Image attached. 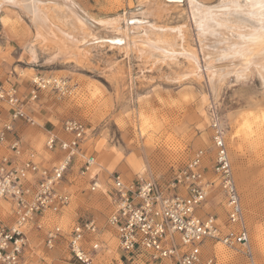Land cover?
<instances>
[{"label": "rangeland", "instance_id": "rangeland-1", "mask_svg": "<svg viewBox=\"0 0 264 264\" xmlns=\"http://www.w3.org/2000/svg\"><path fill=\"white\" fill-rule=\"evenodd\" d=\"M71 1L92 23L108 22V32L115 31V27L128 29L131 40L141 36L146 27L158 30L166 40H175L196 52L200 70L199 77L186 74L187 77L184 73L190 71L189 64L182 57L177 62L144 59L126 48V36L112 44L89 40L80 51L78 41L83 32L57 4H39L51 29L49 33L38 27L27 12L8 5L0 7V85L14 84L27 91L35 75L66 81L68 95L43 92L38 99L46 100L56 128L67 119L85 123L88 130L82 148L102 166L95 176L101 187L94 192L89 190L92 171L80 177L78 165L70 167L63 187L71 195L70 204L55 218L47 217L45 227L58 224L68 232L77 218L93 217L102 245L92 252L93 264H148L144 257L121 253L106 224L111 211L109 177L119 173L127 181L138 176L159 183L167 180L197 150L212 155L210 120L217 117L224 126L253 261L239 250L212 243L203 248L204 259L214 255L212 264H264V87L256 71L251 68L247 77L239 81L227 78L215 94L211 92L187 0ZM195 1L205 8H215L227 0ZM62 32L73 35L75 41L65 39ZM49 59L52 61L46 63ZM180 74L186 78H180ZM62 135L65 137L63 132ZM204 167L207 179L215 180L209 160ZM207 199L217 205L215 214L223 222L224 200L217 182ZM30 230L27 236L34 264H77L70 258L64 238L47 250L46 231L34 227ZM85 247L91 251L88 241Z\"/></svg>", "mask_w": 264, "mask_h": 264}, {"label": "built area", "instance_id": "built-area-1", "mask_svg": "<svg viewBox=\"0 0 264 264\" xmlns=\"http://www.w3.org/2000/svg\"><path fill=\"white\" fill-rule=\"evenodd\" d=\"M69 90L63 79L41 75L31 79L27 99L15 85H0V104L11 108L7 118L0 115V150L5 151L0 156V264H30L26 257L30 248L27 230L31 227L37 231L47 229V217L55 218L67 209L71 195L63 187L73 164L78 165L80 177L87 176L95 164V156L82 148L88 130L82 121H63L64 138L50 132L46 134L45 149L62 153L61 160L51 168L41 167L26 158L22 141L13 135L17 122L37 126L34 117L24 108L26 102L37 101L43 92L65 96ZM210 130L212 155L206 156L203 150H197L163 182L139 176L127 182L118 173L110 175L111 211L106 224L114 233L121 253L144 257L148 264H212L215 256L204 259L203 255V248L212 243L239 250L253 261L224 126L217 117L210 120ZM208 160L215 177L212 181L204 171ZM216 182L224 198V224L214 214H199ZM99 185L92 179L89 190L97 191ZM4 208L9 212L3 211ZM45 231V249H53L64 238L70 258L77 264H93L92 252L102 246L93 217L77 218L68 232L58 224ZM87 241L92 242L91 251L85 248Z\"/></svg>", "mask_w": 264, "mask_h": 264}, {"label": "bare ground", "instance_id": "bare-ground-1", "mask_svg": "<svg viewBox=\"0 0 264 264\" xmlns=\"http://www.w3.org/2000/svg\"><path fill=\"white\" fill-rule=\"evenodd\" d=\"M187 1L192 21L198 32L201 55L205 61V66L202 69L206 71L211 92L215 94L218 87L227 78L232 77L236 81L245 79L251 68L256 71L264 87V0H227L220 2L215 8H205L195 0ZM43 3L62 6L75 24L79 26L83 32H80L82 39L80 42L78 41L80 51H83L88 45L89 40L92 42L104 40L108 44H112L120 43L122 36H126L128 38L126 48L129 47L132 52L143 55L144 59L148 58L155 62L156 60L177 62L178 58L182 57L189 64L188 68L190 69L184 75L197 76L199 73L200 65L197 53L191 49L183 48L175 40H166L158 30L146 27V30H143L144 33L138 36L140 38L135 36L131 40L127 36L128 29L115 27V31H106L105 26H111L108 22L93 21L92 23L82 10H76L71 0H0V7L8 5L27 12L38 27L49 33L51 29L47 24L46 17L39 9V4ZM174 30L176 29L174 28ZM62 33L61 35L68 41H75L73 35ZM39 36L41 35L39 34ZM176 36L178 37L179 34L176 33ZM86 37L89 39L86 40ZM29 52L32 56L34 55L31 49ZM50 61L52 60L49 59L46 63H50ZM100 169L102 166L95 163L91 169L92 175ZM99 187L101 186L99 185Z\"/></svg>", "mask_w": 264, "mask_h": 264}, {"label": "crops", "instance_id": "crops-1", "mask_svg": "<svg viewBox=\"0 0 264 264\" xmlns=\"http://www.w3.org/2000/svg\"><path fill=\"white\" fill-rule=\"evenodd\" d=\"M9 85H14V84H7V85H3V86H9ZM18 90H19L20 94L23 96V98L27 99L26 95L28 93L29 88L27 91H26V89H23V88H18ZM45 102H46V100H45ZM45 102L42 99H38L37 101H35L33 103L26 102V105L24 106V108L29 115L34 117V119L37 122V126L30 127V126L23 124L21 122H17L14 125L13 135L18 137L22 141L26 158H29L30 160H32L34 163L38 164L41 167L51 168V167L58 164V162L62 158V154L59 151H54V152L47 151L44 147V142L46 139V134L48 132L53 133V134L57 135L58 137H60L62 135V130H61L62 123L59 126V128L58 127L56 128V126H54L51 123L52 122L51 121V115L49 114L50 109L48 107H46ZM10 112H11V108L7 104H4V103L0 104V115L2 118H4V119L7 118L8 114ZM45 126H47L48 128L47 129L44 128ZM62 138H64V137H62ZM4 152H5L4 150H0V156L3 155ZM95 176H97V172L94 174L92 179H96ZM124 180L127 181L126 179H124ZM130 181H127V182H130ZM219 193L222 195L220 190H219ZM222 197H223V195H222ZM223 200H224V198H223ZM110 208H111V205H110ZM218 210H219V208L217 207L216 204H214V202L209 201V199H206L205 203L202 205V207L200 209L199 214L200 215H206V214L216 215L215 213ZM3 211L9 212V209L4 208ZM224 213H226V210L224 211ZM218 220L223 224L225 222V219L223 220V222L219 218H218ZM30 229L31 228H29L27 230V233L31 232ZM100 242H101V240H100ZM88 243L91 245L92 242L88 241ZM26 257H27V262H29L30 264H34L32 258H35V257L33 256L32 253H30V249L27 251Z\"/></svg>", "mask_w": 264, "mask_h": 264}, {"label": "water", "instance_id": "water-1", "mask_svg": "<svg viewBox=\"0 0 264 264\" xmlns=\"http://www.w3.org/2000/svg\"><path fill=\"white\" fill-rule=\"evenodd\" d=\"M129 22H131V21H129Z\"/></svg>", "mask_w": 264, "mask_h": 264}]
</instances>
